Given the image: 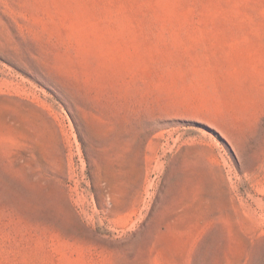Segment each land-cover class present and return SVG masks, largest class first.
<instances>
[{
    "label": "rangeland",
    "instance_id": "rangeland-1",
    "mask_svg": "<svg viewBox=\"0 0 264 264\" xmlns=\"http://www.w3.org/2000/svg\"><path fill=\"white\" fill-rule=\"evenodd\" d=\"M0 264H264V0H0Z\"/></svg>",
    "mask_w": 264,
    "mask_h": 264
}]
</instances>
